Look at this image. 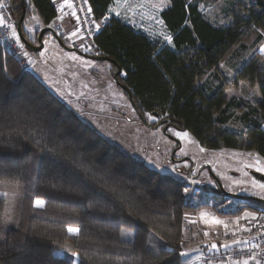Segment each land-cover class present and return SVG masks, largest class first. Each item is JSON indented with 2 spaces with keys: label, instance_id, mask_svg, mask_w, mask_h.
<instances>
[{
  "label": "trees",
  "instance_id": "obj_1",
  "mask_svg": "<svg viewBox=\"0 0 264 264\" xmlns=\"http://www.w3.org/2000/svg\"><path fill=\"white\" fill-rule=\"evenodd\" d=\"M248 1L230 24L217 27L191 0H169L160 18L171 46L115 18L95 42L114 71V64L121 69L119 82L130 91L138 116L159 114L149 125L169 120L205 150L255 151L264 161V74L257 60L244 64L231 84L215 78L209 86L201 84L253 32L264 30V0ZM89 3L101 19L112 0ZM31 4L49 26L56 17L52 0ZM23 9L20 0L11 6L14 20ZM241 81L257 87L260 101L245 107L224 96ZM235 112L243 113L247 128L242 132L227 128ZM33 165L35 194L24 201L16 229H5L6 202L0 198V264H182L184 215L196 206L185 201V183L116 148L0 48V184L26 186ZM33 208L49 217H33ZM244 211L256 209L243 206L220 215ZM125 225L134 232L130 242L121 240ZM152 236L161 241V249H149ZM68 246L75 254L71 262Z\"/></svg>",
  "mask_w": 264,
  "mask_h": 264
},
{
  "label": "rangeland",
  "instance_id": "obj_2",
  "mask_svg": "<svg viewBox=\"0 0 264 264\" xmlns=\"http://www.w3.org/2000/svg\"><path fill=\"white\" fill-rule=\"evenodd\" d=\"M4 1L9 10L11 6L16 7L19 4V0ZM191 1L197 4L204 18L217 27L230 24L233 16L240 14L249 2L248 0ZM24 4L26 18L24 17L22 30L28 40L37 42L38 33L46 27L54 31L56 22L44 26L31 0H24ZM169 5V0H122L113 11L116 12L115 19L143 32L154 41L171 46L172 41L169 43L165 39V36L170 34L160 19V13ZM109 7H114L113 0ZM60 40L65 47L73 48L74 51L65 49L50 34L44 38L43 49L38 54L27 50V57L32 61L30 69L33 75L84 123L123 153L161 175L190 186L187 192L183 190L185 201L188 200L191 205L196 204V206L184 215L185 247L194 245L196 239L200 237L201 240L210 239L208 237L214 231L212 228L217 227V223L213 220L216 219L218 222L220 217H224L220 215L221 212L234 213L243 206H249L256 209L255 213L251 212L254 217L264 215V208L248 205L236 199L215 197L202 190V184H211L213 180L207 170L203 172L202 176L206 179L202 181L189 178L193 169L196 173L202 168L209 167L228 194L264 200V183L251 175L253 171L264 175V161L255 151L205 150L187 132L171 127L165 135L162 127L150 128L140 121L128 97L116 84L113 77L116 71L109 62L85 58L77 37L70 42L66 41L65 36ZM252 58L257 60L264 74V30L253 32L225 58L216 71L209 72L201 84L209 86L214 78L231 84L236 72ZM224 96L228 100L238 101L245 107L247 103L254 104L260 101L257 87L251 86L247 81L239 82L236 87L229 86L224 91ZM242 114L235 112L227 128L235 132L245 130L247 125L242 121ZM144 119L148 123L158 121L152 115H146ZM177 146H179L178 150ZM35 173L36 167L33 165L26 186L0 184V198L6 202L5 229H16L19 226L24 201L34 197L35 194ZM198 189H201V192L194 193ZM203 204L207 207L202 208ZM31 215L39 218L49 217L38 208H33ZM51 218L65 223L70 222L64 216L53 215ZM133 238L134 232L131 227L123 226L121 240L130 242ZM162 247L161 241L156 237L150 238L149 249L157 251ZM72 255L73 250L68 246L69 262L72 260Z\"/></svg>",
  "mask_w": 264,
  "mask_h": 264
},
{
  "label": "built area",
  "instance_id": "obj_3",
  "mask_svg": "<svg viewBox=\"0 0 264 264\" xmlns=\"http://www.w3.org/2000/svg\"><path fill=\"white\" fill-rule=\"evenodd\" d=\"M122 0H113L114 7H109L106 14L101 19H96L89 0H59L53 3L56 11L55 37L62 39L65 36V27L68 22L76 28V34L81 43V51L88 56H102L95 38L103 30L109 21L115 16L113 10ZM0 17H3V24H0V48L3 55L12 53L20 62L22 70L26 73L31 72L32 61L27 57L28 51L21 42L17 34L16 22L4 0H0ZM11 26V27H9ZM15 31V35H13ZM36 46L37 42L29 40ZM123 77V73L120 75ZM190 190V186L184 188V192ZM194 191V190H193ZM199 193V190L194 191ZM248 237L251 241L242 247H229L223 250L207 252L203 260L206 263L223 264H264V215L256 218L250 226Z\"/></svg>",
  "mask_w": 264,
  "mask_h": 264
},
{
  "label": "crops",
  "instance_id": "obj_4",
  "mask_svg": "<svg viewBox=\"0 0 264 264\" xmlns=\"http://www.w3.org/2000/svg\"><path fill=\"white\" fill-rule=\"evenodd\" d=\"M58 1L52 0L53 3ZM74 27L70 22L66 24V41H73L74 37L79 40ZM36 57L38 56L36 55ZM31 73L33 74L32 71ZM256 218L257 216L254 217L251 212L244 211L235 217H220L218 222L214 219L213 221L217 223V227L212 228L214 231L212 230V235L208 237L210 239L201 240V237L197 238L194 245L187 247H185L183 239L181 248L182 264H223L206 263L202 260L207 252L223 250L229 247H242L248 244L252 238L248 237L247 232Z\"/></svg>",
  "mask_w": 264,
  "mask_h": 264
},
{
  "label": "water",
  "instance_id": "obj_5",
  "mask_svg": "<svg viewBox=\"0 0 264 264\" xmlns=\"http://www.w3.org/2000/svg\"><path fill=\"white\" fill-rule=\"evenodd\" d=\"M21 1V5L22 7L24 8L25 4H24V0H20ZM24 17H25V10L23 9L22 11V15L19 19L15 20L16 22V26H17V34H18V37L19 39L21 40V42L23 43V45L25 46V48L31 52V53H34V54H38L42 49H43V38L46 37L47 35H51L53 36L61 46H63L65 49L69 50V51H74L73 48L71 49H68L67 47L64 46V44L62 43V41L58 38L55 37V33L54 31L49 28V27H46L44 29H42L39 33H38V36H37V43L38 45L37 46H34L32 45L29 40L25 37V34L23 33V30H22V23H23V20H24ZM85 58H89V59H92V60H95V61H99V62H109L110 64H113L112 62H110L106 57L104 56H88V55H83ZM115 68H116V72L114 73L113 77H114V80L116 82V84L123 90L126 92L127 94V97H128V100H129V103L130 105L133 107V109L137 112V109L136 107L134 106L133 104V101H132V98H131V93L130 91L123 85H121V83L119 82V78L118 76L121 74V69L118 67V65H115ZM138 114V113H137ZM156 119H159V114H154L153 115ZM140 118V121L142 123H144L145 125H148L150 128H153V129H158L159 127L162 126L163 122L162 121H159L157 122L156 125L154 126H151L147 123V121L142 117V116H139ZM172 127V124L170 123L169 120L166 121V124L162 126V132L163 134H167V131L169 128ZM209 168V167H207ZM203 169V168H202ZM201 169V170H202ZM210 169V168H209ZM251 175L264 183V175L263 174H260L258 172H251ZM215 180L217 181V184H218V189L216 190L217 193L219 194H222L224 197L226 198H229V199H236L240 202H243V203H248V202H255V203H258V204H261V205H264V200H261V199H258V198H255V197H249V196H242V195H234V194H228L220 185L219 181L215 178ZM215 190H212V192H214Z\"/></svg>",
  "mask_w": 264,
  "mask_h": 264
},
{
  "label": "flooded vegetation",
  "instance_id": "obj_6",
  "mask_svg": "<svg viewBox=\"0 0 264 264\" xmlns=\"http://www.w3.org/2000/svg\"><path fill=\"white\" fill-rule=\"evenodd\" d=\"M163 126V125H162ZM161 126V127H162ZM178 130V129H177ZM179 145V144H178ZM179 149V146H177V150ZM191 167V166H190ZM205 170H207V172H208V174L210 175V177L213 179L212 180V182H211V184H208V183H206V184H202V187H201V189H203L205 192H207V193H210L211 195H213V196H215V197H222V198H226V197H224L222 194H219V193H217L216 192V190L218 189V184H217V181L215 180V177L213 176V174L211 173V170L209 169V168H207V167H205L204 169H202L200 172H194L195 171V169H193L192 171H191V173L189 174V178L191 179V180H196V181H198V180H201L202 181V179H206V177H204V176H202L203 175V172L205 171ZM201 189H198L199 190V193L201 192ZM212 190H215L214 192H212Z\"/></svg>",
  "mask_w": 264,
  "mask_h": 264
},
{
  "label": "snow or ice",
  "instance_id": "obj_7",
  "mask_svg": "<svg viewBox=\"0 0 264 264\" xmlns=\"http://www.w3.org/2000/svg\"><path fill=\"white\" fill-rule=\"evenodd\" d=\"M3 23H4V21H3V17H0V24H3ZM161 23H162V21H161ZM9 27H11V26H9ZM13 35H15V31H13ZM165 39H166L169 43H171L172 37H171V36H165ZM185 135H186V134H185ZM37 206H42V202L37 201ZM69 231L75 233V232H77L78 230H77V229H73V228H69ZM73 255H75V254H73ZM245 264H247V261H245Z\"/></svg>",
  "mask_w": 264,
  "mask_h": 264
}]
</instances>
